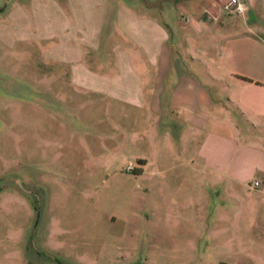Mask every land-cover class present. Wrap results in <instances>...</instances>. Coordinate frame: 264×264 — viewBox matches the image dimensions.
Returning a JSON list of instances; mask_svg holds the SVG:
<instances>
[{"label": "rangeland", "instance_id": "374dc122", "mask_svg": "<svg viewBox=\"0 0 264 264\" xmlns=\"http://www.w3.org/2000/svg\"><path fill=\"white\" fill-rule=\"evenodd\" d=\"M27 1L0 0V264H264V212L235 213L221 184L184 161L191 132L179 130L174 113L155 117L73 92L66 68L43 59L41 42L20 40L32 34L30 12L5 14L16 4L28 10ZM120 2L168 25L157 53L160 75L162 61L170 68L163 80L146 81V96L160 92L165 107L169 95L178 102L185 94L195 106L199 84L213 94L194 59L195 47L215 41L213 25L194 36L184 20L212 17L209 5ZM120 36L118 47L136 68L133 43ZM116 48L100 54L109 59Z\"/></svg>", "mask_w": 264, "mask_h": 264}, {"label": "crops", "instance_id": "0c3cea01", "mask_svg": "<svg viewBox=\"0 0 264 264\" xmlns=\"http://www.w3.org/2000/svg\"><path fill=\"white\" fill-rule=\"evenodd\" d=\"M115 1L111 14L110 0H28V10L16 4L5 14L30 12L36 21L34 35H20V40L41 42L43 59L66 68L64 77L73 92L103 96L155 117L174 113L179 130L191 132L185 141L192 154L184 161L209 173L212 184H221V192L239 206L235 213L247 208L264 212V0H237L244 5L241 13L227 8V0H191L213 12L212 17L202 12L184 20L194 36L203 24L213 25L215 41L195 47L194 59L214 90L209 95L199 84L195 106L185 94L178 102L169 95L165 107L160 92L146 96L144 84L161 81L168 73L170 64L162 61L167 68L160 75L157 53L158 45L168 40V25ZM104 31L109 40H103ZM120 33L133 43L136 68L128 66L125 50L118 47ZM107 41L117 54L104 59L100 52L109 51ZM123 66L130 77H124ZM196 132L202 134L196 137Z\"/></svg>", "mask_w": 264, "mask_h": 264}, {"label": "built area", "instance_id": "2783aa9c", "mask_svg": "<svg viewBox=\"0 0 264 264\" xmlns=\"http://www.w3.org/2000/svg\"><path fill=\"white\" fill-rule=\"evenodd\" d=\"M226 7L237 13H241L244 10L243 3L237 0H227ZM254 184H256V182H254Z\"/></svg>", "mask_w": 264, "mask_h": 264}, {"label": "trees", "instance_id": "16d2710c", "mask_svg": "<svg viewBox=\"0 0 264 264\" xmlns=\"http://www.w3.org/2000/svg\"><path fill=\"white\" fill-rule=\"evenodd\" d=\"M244 79H246V78H244ZM248 80V79H247Z\"/></svg>", "mask_w": 264, "mask_h": 264}]
</instances>
